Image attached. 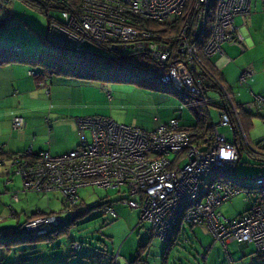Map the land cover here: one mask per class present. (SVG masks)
Here are the masks:
<instances>
[{"label":"built area","instance_id":"1","mask_svg":"<svg viewBox=\"0 0 264 264\" xmlns=\"http://www.w3.org/2000/svg\"><path fill=\"white\" fill-rule=\"evenodd\" d=\"M250 1L80 0L74 6L63 2L66 7L55 16L46 14V37L52 45L74 53L90 45L119 59L141 54L148 57L157 83L204 104L200 56L222 54L223 44L244 50L236 19L248 14ZM177 19H181V27L173 38L146 26ZM250 76V68L244 69L239 84H246ZM212 82L221 90L228 109L220 113L217 123L210 121L209 136L183 128L176 118L147 131L108 117H81L76 119L80 139L75 149L61 156L43 152L36 159H29V153L13 155L8 174L21 178L24 193L59 194L61 212L72 219L82 212L81 189L118 190L125 195L120 203L140 209V223L151 224L149 238L171 245L178 227H199L214 243H220L225 253L230 242L254 245L264 264V173L247 180L234 172L243 151L259 166L264 165V139L255 145L249 142L237 106L218 79ZM241 110L264 116V96H254ZM11 125L14 131L21 130L25 122L14 117ZM220 129L229 130L233 141ZM4 149L1 145L0 165ZM238 195L249 202V209L237 218H226L221 207ZM102 212L117 217L112 203L103 205ZM64 224L56 214H50L30 218L22 230L44 236ZM3 236L0 232V238ZM81 248L79 243L70 246L72 251ZM205 249L208 252L210 246L204 248L206 254ZM117 259L116 254L111 264H118Z\"/></svg>","mask_w":264,"mask_h":264},{"label":"rangeland","instance_id":"2","mask_svg":"<svg viewBox=\"0 0 264 264\" xmlns=\"http://www.w3.org/2000/svg\"><path fill=\"white\" fill-rule=\"evenodd\" d=\"M25 1L35 7H29ZM43 3H45L43 0H39V2L38 0H8V3L4 4L3 0H0V20L5 22L1 27L11 30L0 31V41L1 39L4 41L7 39L16 40L19 45L27 48V51H29L27 55L44 56L50 49L45 41L47 17L41 7ZM53 14L49 12L48 16ZM4 15L9 16L5 17ZM236 22H238V18ZM261 25L262 35H264V24L261 23ZM86 47L92 51L101 52L90 45H86ZM98 83L103 88L110 89V91V87H137L129 83ZM258 89V95H264V81L258 84ZM124 97L128 100L130 98L126 95ZM137 100L139 102L134 104L135 108H132L131 105L130 108H120L119 104L114 103L113 110L120 117L134 113L141 125L152 124L151 127H154L152 117L156 113L151 108V104L149 105L147 101L143 102L137 95L131 96V103ZM186 101L187 103L192 102L188 99ZM210 109L213 112V109ZM251 114L252 126L245 133L249 142L255 145L258 141L264 139L262 137L264 136V120H262L261 115ZM134 116L132 115V117ZM141 125L139 127L142 129ZM220 132L225 134L229 142L233 141V135L229 130L220 129ZM256 139L258 140L256 141ZM259 165L243 151L242 158L234 172L240 178L250 180L252 176L264 173V165ZM4 184L10 186L7 187ZM8 192L17 193L15 196L18 197L19 201H13L12 197L14 195L10 196L12 194ZM121 192L124 193L125 189H122ZM79 194L81 200L79 207L82 213L72 219L69 214L61 212L63 207L59 194L24 193L22 192L20 177L7 178L6 176H0V218L3 219L0 222V231L5 233V236L0 238V264H56L68 258L69 261H72L73 258L78 261L79 257L82 256L92 258V261H95L94 264L102 259L103 263L108 260L109 262L111 260L112 263V259L116 254L118 255V264H127L134 259L145 264H262V257L255 251L253 246L244 249L245 252H248L246 257L240 256L242 251L236 244L229 246L228 253L231 258L228 259L220 243L217 244L221 248V250L218 248L221 254L216 252V248L210 252L209 263L205 262L207 250L205 249V254L204 248L210 245L204 246V244L210 243L211 240L209 241L207 237L201 235L198 229H195V233L199 241L194 238V233L190 228L182 225L180 232L177 234V239L171 245H167L164 240L159 238H149L151 224L149 222L140 223V209H130L120 203L125 195L118 192V190L86 187L81 189ZM107 201L112 202L115 206L117 217L112 218L102 212L100 204ZM248 203L243 195H238L231 202L223 205L220 210L226 218L233 219L243 215L249 209ZM13 212L16 218L10 219L9 214ZM37 212H52L66 224L57 227L52 234L40 238L34 234L20 231V225L25 219ZM199 242L204 243L202 247ZM73 243L81 244L82 249L72 251L70 246ZM120 248L121 253L119 254ZM204 254L205 260L202 259ZM218 254L220 255L219 258H217Z\"/></svg>","mask_w":264,"mask_h":264},{"label":"crops","instance_id":"3","mask_svg":"<svg viewBox=\"0 0 264 264\" xmlns=\"http://www.w3.org/2000/svg\"><path fill=\"white\" fill-rule=\"evenodd\" d=\"M14 7L15 5L13 9ZM262 18H264V0H251L248 14L243 19L238 18V22H236L243 37L244 50L241 51L237 46L223 44L222 54L215 55L206 61L207 67L216 75L238 110L252 102L254 96H260L258 95V84L264 81V35H262L261 29V23L264 24V19ZM4 23L0 20V25ZM5 29L0 26V31H11L10 29ZM3 46L5 49L19 48L22 54H28L29 52L26 47L19 45L13 39L5 41L1 39L0 48ZM246 68H250L251 76L246 84L240 85L239 77ZM36 71L37 69L22 62L0 64V146H5L2 153L3 162L0 165L1 177H12L8 174V168L10 157L13 155L29 153L28 158L31 159L32 157L34 159L36 155L43 152L48 153L50 156H61L75 149L80 139L76 125L77 118L102 116L111 118L118 124L139 127L141 124L134 116V113L120 117L113 110L114 103L116 105L119 104L120 108H130V105L135 108L134 104H137L139 100L131 103L132 95L139 96L143 102L147 101L156 113L152 117L154 127H151L152 124L141 125L142 129L147 131L153 130L157 123L166 122L171 118H177L183 128H192L196 125L194 115L197 111L196 109L202 106L201 103L194 101L187 103L185 98L174 94V92L151 91L138 86L131 88L128 86L127 88L120 86L110 87V91V89L103 88L97 81L81 80L66 76H53L38 81L29 74ZM202 81L206 88V99L208 102L206 105L209 115L207 119L209 123L210 121L216 123L219 120L220 113L224 111L223 101L225 99L224 96L212 89V82L208 78H203ZM124 95L130 97V101L125 97L123 98ZM191 108L195 111L190 110ZM210 108L213 109V112ZM137 109L140 108L137 107ZM240 113L244 114L246 112L241 110ZM241 114L239 118H241ZM254 114L259 115L257 113ZM14 117L23 119L25 122L23 129L16 131L12 129L11 122ZM242 120L240 121L241 125L247 132L252 126L251 120L249 121L246 118ZM63 131L64 133H62ZM86 136L89 137L87 133ZM4 185L10 186L8 184ZM8 193L12 194L10 196L17 194ZM18 201L19 199L16 197L15 202ZM113 207L115 208L114 205ZM9 215L10 219L16 218L14 212ZM31 216L27 217L25 221ZM2 220L0 218V222ZM195 229H198L199 233L207 237L209 241L211 240V244H201L199 242L201 247L203 244L204 246L210 245L205 261L209 263L210 252L217 248L216 252L221 254L218 251L220 246L213 242L206 230L199 227L190 228L194 233V238L198 241L199 238L195 233ZM233 244L238 246L242 251L240 256L244 257L248 255V252H245L244 249L249 246L254 247L252 244L230 242L227 244V253L229 246ZM121 248L118 252L119 254L121 253ZM219 254L217 258H219ZM228 255L230 256L229 253ZM74 260V258L72 261H69V258L63 259L60 263L94 264L95 262L92 261V258L84 256L79 257L78 261ZM134 260H131L130 263ZM97 264H111V260L103 263L102 259Z\"/></svg>","mask_w":264,"mask_h":264},{"label":"trees","instance_id":"4","mask_svg":"<svg viewBox=\"0 0 264 264\" xmlns=\"http://www.w3.org/2000/svg\"><path fill=\"white\" fill-rule=\"evenodd\" d=\"M43 1L45 3H43L41 7L44 9L45 16L46 14L49 15V12L54 13L52 16H55L56 11L66 7L67 3H63V2H68L72 6L77 5L80 2V0H64L63 2L62 0H43ZM3 2L7 3L8 0H3ZM25 3L29 7H35L26 1ZM37 9H41V8H37ZM146 26L149 27L153 31L159 32L162 36H168L170 38H173L176 36L178 31L180 30L181 19H177L172 23H168V22L163 23V24L147 23ZM45 41L50 50H48L44 54V56H40V55L33 56V55L22 54L20 53L21 51L19 48H10V49L0 48V64L1 65L9 64L13 62L26 63L30 65L31 67L37 69V71L34 72L33 77L35 78V80H38V81L43 80L45 78H51L53 76H57V77L66 76V77H73V78L81 79V80L97 81V82H102V83H118V84L129 83V84H134L138 87L145 88L151 91L157 90V91L174 92V94H177L178 96L183 97L182 95L175 92L171 88L162 86L161 84L157 83L156 78L152 74L153 70L151 69V67H149L150 61L148 57H145L141 54L129 55L125 58L119 59L110 54L92 51L91 49L87 47H86V50L81 53H74L71 49L60 48L55 45H52L48 41L46 36H45ZM208 60L209 58H204L200 56L201 70H203L202 71L203 74L200 76L202 84H203V81H202L203 78H208L211 82L213 78L218 79L216 75L207 67L206 61ZM203 87L205 88L204 84H203ZM211 87L212 89L217 91L220 95H222V92L219 89V87L215 86L213 82H212ZM224 101H223V109L225 111L228 109V103ZM196 103H199V102H196ZM207 103L208 102L204 104L201 103L202 104L201 108L199 107L196 109L197 111L194 114L196 125L188 129V130H198L203 136H206V135L209 136L212 133L210 123L207 119L209 116L208 111H207L208 108L206 106ZM190 110L195 111L192 108ZM240 114H239V117H240ZM251 117H252V114L250 112H246L244 114H241V118L239 119L240 121H243L242 119L246 118L250 121ZM261 117H262V120H264V116H261ZM35 157L37 158V155ZM106 203H112V202L107 201V202H103L102 204H100L101 210H102L103 205H105ZM50 214H53V213L37 212L33 214L31 218L38 217V216H47ZM22 224L20 225V231H23ZM187 227L191 228L189 226ZM181 228L182 227L177 228L176 236L180 232ZM55 231L56 230H53L47 235L36 236V237L38 238L46 237ZM4 236H5V233H4ZM134 261H138V260L135 259Z\"/></svg>","mask_w":264,"mask_h":264}]
</instances>
